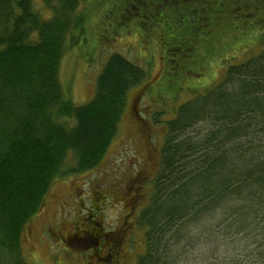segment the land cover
I'll use <instances>...</instances> for the list:
<instances>
[{"label": "trees", "instance_id": "1", "mask_svg": "<svg viewBox=\"0 0 264 264\" xmlns=\"http://www.w3.org/2000/svg\"><path fill=\"white\" fill-rule=\"evenodd\" d=\"M83 1L0 0V264H29L24 228L49 186L59 176L100 163L119 128L129 90L147 76L144 67L114 51L104 60L88 102L64 97L59 65L64 51L78 43ZM225 1L140 0L135 9L149 21L138 23L150 30L165 13L172 14L182 26L177 40L189 34V44L196 47L206 18L213 16L216 27L218 19L230 16ZM261 15L258 4L247 7L230 16L232 29L244 18L249 26H262L263 35ZM177 40L168 47L182 43ZM169 48V56L177 54ZM249 56L229 64L207 89L197 90L162 120L167 131L151 192L143 206L135 204L142 206L138 215L128 219L145 241L134 264L178 263L192 225L198 235L205 228L213 252L220 236L245 232V255L254 245L247 264H264V222L257 218L264 208V48ZM175 78L167 81L172 94ZM126 237L112 241L122 249ZM107 250L106 264L124 260L115 245Z\"/></svg>", "mask_w": 264, "mask_h": 264}, {"label": "rangeland", "instance_id": "2", "mask_svg": "<svg viewBox=\"0 0 264 264\" xmlns=\"http://www.w3.org/2000/svg\"><path fill=\"white\" fill-rule=\"evenodd\" d=\"M125 1L81 2L79 9L84 11V23L75 31L78 43L68 47L61 57V87L64 97L77 104L88 102L95 93L104 60L114 51L144 67L147 76L129 90L119 128L100 163L88 171L59 176L49 186L43 204L24 228L22 246L29 264H106L111 251L106 248L100 256L94 254L99 245L93 236L88 234L85 247L70 237L78 228L93 227L96 223L102 231H112L109 238L127 236L122 249L119 243L114 245L122 250L120 255L124 260L120 258V264H134L136 256L144 252L145 241L143 232L136 231L128 219L138 215L151 192L167 131L162 120L172 117L170 113L178 104L193 97L197 90L207 89L229 64L249 58L251 53L258 54L264 48L262 26H249L244 16H240L243 19L236 24L238 28L232 29L234 18H230L255 4L262 17L264 0H226L225 8L230 16L218 19L216 27L213 16L206 18L202 24L205 27L197 31L196 47L189 44V34L179 37L182 43L177 40L182 26L172 14L165 13L162 22L155 19L154 27L145 29L137 21L149 23L135 9L140 0ZM175 39L179 45L169 48L168 44ZM168 48L170 53L177 54L169 56ZM168 57L173 60L171 64ZM170 76L176 77L174 94L167 88ZM155 115L157 121L153 119ZM260 212L257 218L263 223L264 208ZM204 230L201 228L198 235L196 226H191L182 240L184 243L181 242L185 245L175 264H247L253 259L254 245L249 255H245V232L229 233L225 238L218 236L220 245L213 252L205 242L210 237Z\"/></svg>", "mask_w": 264, "mask_h": 264}, {"label": "flooded vegetation", "instance_id": "3", "mask_svg": "<svg viewBox=\"0 0 264 264\" xmlns=\"http://www.w3.org/2000/svg\"><path fill=\"white\" fill-rule=\"evenodd\" d=\"M96 224L93 227H76L78 228V231L70 237H74V239L78 240V242H80V244L85 247L88 246L86 238L88 234H90L94 237V239L97 241V244L99 245L98 248H96V250L94 251V254L100 256V253L105 251L106 248L112 247L114 245V242L112 241L111 237L109 238L110 234L102 231L101 229H99V227L97 228ZM101 227L103 226L101 225Z\"/></svg>", "mask_w": 264, "mask_h": 264}]
</instances>
